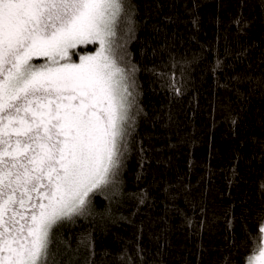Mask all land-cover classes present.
Masks as SVG:
<instances>
[{"label": "trees", "instance_id": "trees-1", "mask_svg": "<svg viewBox=\"0 0 264 264\" xmlns=\"http://www.w3.org/2000/svg\"><path fill=\"white\" fill-rule=\"evenodd\" d=\"M130 5L129 90L142 111L118 194H94L92 215L59 227L55 259L247 264L264 218V0ZM173 72L181 94L168 86Z\"/></svg>", "mask_w": 264, "mask_h": 264}, {"label": "snow or ice", "instance_id": "snow-or-ice-1", "mask_svg": "<svg viewBox=\"0 0 264 264\" xmlns=\"http://www.w3.org/2000/svg\"><path fill=\"white\" fill-rule=\"evenodd\" d=\"M134 33L130 0H0V264H60L59 227L92 215L94 194H118L142 111ZM260 223L247 264H264Z\"/></svg>", "mask_w": 264, "mask_h": 264}, {"label": "rangeland", "instance_id": "rangeland-1", "mask_svg": "<svg viewBox=\"0 0 264 264\" xmlns=\"http://www.w3.org/2000/svg\"><path fill=\"white\" fill-rule=\"evenodd\" d=\"M81 46H85V45H81ZM98 47H99V44L97 43V44H95V47H94L93 50L85 51L84 53H81V54H87V53H89V52H93V51H95ZM78 52H80V50H79Z\"/></svg>", "mask_w": 264, "mask_h": 264}, {"label": "bare ground", "instance_id": "bare-ground-1", "mask_svg": "<svg viewBox=\"0 0 264 264\" xmlns=\"http://www.w3.org/2000/svg\"><path fill=\"white\" fill-rule=\"evenodd\" d=\"M135 30H137L136 28V25H135ZM133 39V38H132ZM132 39L129 40V42L127 43V48H128V45L130 44V42L132 41ZM130 46V45H129Z\"/></svg>", "mask_w": 264, "mask_h": 264}]
</instances>
